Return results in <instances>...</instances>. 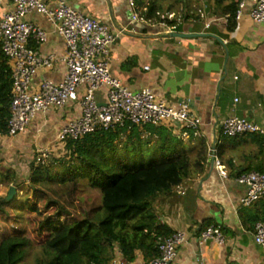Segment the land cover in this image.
<instances>
[{
	"label": "crops",
	"instance_id": "1",
	"mask_svg": "<svg viewBox=\"0 0 264 264\" xmlns=\"http://www.w3.org/2000/svg\"><path fill=\"white\" fill-rule=\"evenodd\" d=\"M40 1L52 7L58 0ZM65 1L110 31L122 32L109 48L112 77L132 92L150 89L168 106L188 101L191 113L201 121V136L197 138L183 136L168 125L154 127L153 131L138 126L125 135L128 146L138 140L153 145L171 136L182 141L179 150L190 151L193 160L196 144L205 141L221 162L222 168L215 167L207 153L202 170L190 167L189 176L181 184L183 194L176 187L153 200L150 211L156 222L167 232L181 231L185 237L170 264H264V254L252 234V217L264 208V196L251 207H240L243 188L235 182L238 171L264 166V144L259 147L248 136L233 139L220 134L221 123L228 117L256 124L264 119V26L253 22L246 12L227 22L226 15L209 5L204 20H187L176 28L177 33L186 36L176 38L159 25L132 22L125 0ZM24 19L47 34L46 42L38 48L40 54L56 58L52 67L38 71L31 87L36 88L42 80L60 83L66 72L61 60L65 53L62 37L39 12L33 11ZM85 87L81 86L77 98L63 108L37 113L25 132L12 137L0 134V199L17 181L14 187L21 194L29 180L30 163L39 150H49L52 157L65 151V145L58 143L55 136L60 127L81 116L80 100ZM95 100L99 105L106 103L105 87L95 93ZM219 170H224L226 177ZM2 208L0 205V213ZM208 225L221 227L223 244L213 240L199 243V233ZM146 261L139 251L128 264ZM113 262L125 264L119 252Z\"/></svg>",
	"mask_w": 264,
	"mask_h": 264
},
{
	"label": "built area",
	"instance_id": "2",
	"mask_svg": "<svg viewBox=\"0 0 264 264\" xmlns=\"http://www.w3.org/2000/svg\"><path fill=\"white\" fill-rule=\"evenodd\" d=\"M125 1L132 22L159 25L167 29L168 35L184 23L180 15L175 17L170 13L160 14L159 20L147 17L146 9H140L135 0ZM33 11L43 14L62 37L65 53L61 60L66 66L60 83L42 80L36 88L31 87L32 79L40 69L52 67L56 58L39 52L38 48L46 42L47 34L24 19ZM244 12L253 22L264 26V0H241L234 18H240ZM201 18L205 17L201 15ZM225 20L228 22L226 16ZM168 21H174V24L169 25ZM189 22H195V19H189ZM121 33H114L98 20L75 11L65 0H58L52 7L40 0H0V49L10 68L11 79L10 118L6 135L12 137L25 132L37 113L45 114L51 109L63 108L77 98L79 88L85 85L80 100L81 116L59 128L55 136L58 143L65 145L90 133L125 125H168L176 127L183 136L200 137L201 121L191 113L188 101L168 106L158 100L150 89L132 92L110 75L109 48ZM102 87L106 88V103L99 105L95 93ZM220 134L228 138L245 134L263 136L264 119L261 124H256L245 118L228 117L221 123ZM208 155L215 167L222 168L214 149L208 148ZM49 156V150H39L34 158L35 164L45 165ZM219 173L226 177L224 170H219ZM235 182L243 188L240 207H249L264 196V175L259 172H242ZM177 190L180 194L184 193L181 185L177 186ZM252 234L254 243L264 254V222H257ZM198 239L199 243L213 240L223 244L224 235L220 226L208 225L200 231ZM184 242L181 231L158 237L157 256L144 264H170ZM112 264L124 263L112 261Z\"/></svg>",
	"mask_w": 264,
	"mask_h": 264
},
{
	"label": "trees",
	"instance_id": "3",
	"mask_svg": "<svg viewBox=\"0 0 264 264\" xmlns=\"http://www.w3.org/2000/svg\"><path fill=\"white\" fill-rule=\"evenodd\" d=\"M135 1L140 9H146L147 17H155L157 20L163 12L175 16L178 5L186 8L181 16L183 22L191 17L187 11V0ZM240 1L205 0V5L208 10L210 5L215 12L226 15L230 21L234 18ZM168 24L173 25L174 21H168ZM10 92V68L0 49L1 135L8 131ZM142 127L153 131L157 126ZM136 128L138 126L125 125L96 131L77 141H68L65 149L70 152V157L56 164L62 171L54 175L50 171L55 165L35 164L34 159L30 163V193L26 201L25 215L31 237L42 251L36 264H112L117 252L125 264L134 261L139 251L148 260L157 256V238L173 233L167 232L165 226L156 222V217L150 211L152 202L156 197L168 194L181 185L189 176L191 166L202 170L208 147L205 141L196 144L197 155L191 160L190 151L179 150L182 141L169 136L157 143L159 159L132 164L125 152H119V141L123 135L135 131ZM243 136L251 137L259 147L264 144V138L258 134ZM248 171L264 175V166L247 168L244 172ZM241 173L238 171L236 175ZM44 179L61 185L85 180L90 188L99 191L100 204L85 217L64 221L69 215L65 206L38 186ZM17 183L18 181L12 185L16 187ZM4 201L5 198H1L0 205ZM252 220L253 227L257 222H264V208L255 212ZM30 242L23 236L22 229L3 236L0 240V264H21Z\"/></svg>",
	"mask_w": 264,
	"mask_h": 264
},
{
	"label": "rangeland",
	"instance_id": "4",
	"mask_svg": "<svg viewBox=\"0 0 264 264\" xmlns=\"http://www.w3.org/2000/svg\"><path fill=\"white\" fill-rule=\"evenodd\" d=\"M187 2L189 3L187 11L191 15L190 19H195L196 21L204 20V18H201V15L203 17L206 15L205 0H187ZM185 10L184 5H178L174 14L176 17L179 15L183 16L182 14L186 12ZM164 13L166 12L162 14ZM197 16L198 19H196ZM128 144L126 136L123 135L119 141V152H125L124 154H127L128 161L132 164L148 163L160 157V151L157 149L156 142L153 145H149L147 141L141 140L131 146H128ZM69 155L70 152L65 149L64 152H60L56 157L49 156L46 162L47 166L55 165V167L51 168V175L62 171L60 167H57L59 165L56 164L68 160ZM38 186L42 190L47 191L52 199L59 200L65 206L69 215L64 218V221H69L77 217H85L92 209L100 204L99 191L90 188L85 180H78L74 183L61 185L55 181L44 179ZM28 187L29 182L23 186L21 194L17 192L11 201H4L2 213H0V240L3 236L15 232L16 229H22L23 236L28 238L31 244L26 250L24 260L21 264H36V260L41 257L42 251L40 246L31 237L29 224L25 215L26 201L30 193ZM6 193L7 191L4 193L5 197Z\"/></svg>",
	"mask_w": 264,
	"mask_h": 264
},
{
	"label": "water",
	"instance_id": "5",
	"mask_svg": "<svg viewBox=\"0 0 264 264\" xmlns=\"http://www.w3.org/2000/svg\"><path fill=\"white\" fill-rule=\"evenodd\" d=\"M170 36L171 37H176V38H183L186 35L174 32V33H171ZM211 164H213V160H211ZM15 195H16V188L14 186H10L8 191H7L5 200L6 201H11L15 197Z\"/></svg>",
	"mask_w": 264,
	"mask_h": 264
}]
</instances>
